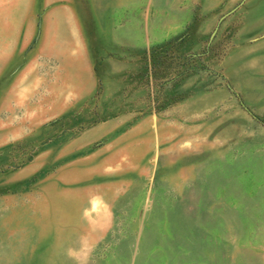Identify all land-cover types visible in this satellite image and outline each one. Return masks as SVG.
Listing matches in <instances>:
<instances>
[{"label": "rangeland", "instance_id": "rangeland-1", "mask_svg": "<svg viewBox=\"0 0 264 264\" xmlns=\"http://www.w3.org/2000/svg\"><path fill=\"white\" fill-rule=\"evenodd\" d=\"M0 264H264V0H0Z\"/></svg>", "mask_w": 264, "mask_h": 264}]
</instances>
